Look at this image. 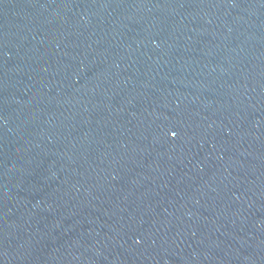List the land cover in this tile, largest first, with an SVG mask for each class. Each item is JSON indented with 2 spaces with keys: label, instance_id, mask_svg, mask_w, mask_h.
<instances>
[{
  "label": "water",
  "instance_id": "water-1",
  "mask_svg": "<svg viewBox=\"0 0 264 264\" xmlns=\"http://www.w3.org/2000/svg\"><path fill=\"white\" fill-rule=\"evenodd\" d=\"M0 264H264V0H0Z\"/></svg>",
  "mask_w": 264,
  "mask_h": 264
}]
</instances>
